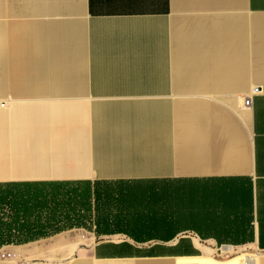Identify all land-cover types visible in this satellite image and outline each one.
<instances>
[{
  "label": "crops",
  "instance_id": "0c3cea01",
  "mask_svg": "<svg viewBox=\"0 0 264 264\" xmlns=\"http://www.w3.org/2000/svg\"><path fill=\"white\" fill-rule=\"evenodd\" d=\"M236 250L264 264V0H0V264Z\"/></svg>",
  "mask_w": 264,
  "mask_h": 264
},
{
  "label": "trees",
  "instance_id": "16d2710c",
  "mask_svg": "<svg viewBox=\"0 0 264 264\" xmlns=\"http://www.w3.org/2000/svg\"><path fill=\"white\" fill-rule=\"evenodd\" d=\"M41 193V192H40ZM43 195V193H42ZM42 195H38V192L34 193V195H30L28 193V190H22L20 199H19V213L14 217L15 222L19 224L20 228L18 230L19 234L23 236L25 233L28 234H42L45 230L49 229L51 227L52 221L46 220L45 223H43L42 218L44 211L47 209L46 205L48 203L44 202V199L42 198ZM40 198L42 200L40 201ZM60 199L58 195H54L52 198L53 203H60ZM78 202L76 201V204ZM17 204V203H16ZM11 207V206H10ZM55 215V213L53 214ZM53 222H57L58 219L55 216H52ZM151 218H155L154 216ZM36 220V222H33V220ZM60 219V218H59ZM16 225V224H15ZM34 238V237H32ZM8 241V239H5ZM21 240H26L25 238L21 237Z\"/></svg>",
  "mask_w": 264,
  "mask_h": 264
},
{
  "label": "rangeland",
  "instance_id": "374dc122",
  "mask_svg": "<svg viewBox=\"0 0 264 264\" xmlns=\"http://www.w3.org/2000/svg\"><path fill=\"white\" fill-rule=\"evenodd\" d=\"M141 207H139V213L138 215L141 216H149V217H155V206H149V207H143L142 210H140ZM240 256V250H236L232 253L225 254L223 256H217L216 258L221 259V260H230L232 258ZM230 258V259H229ZM227 261V260H226Z\"/></svg>",
  "mask_w": 264,
  "mask_h": 264
},
{
  "label": "bare ground",
  "instance_id": "6f19581e",
  "mask_svg": "<svg viewBox=\"0 0 264 264\" xmlns=\"http://www.w3.org/2000/svg\"><path fill=\"white\" fill-rule=\"evenodd\" d=\"M200 264H241V262H240V257H235L224 262L214 261L212 259L204 258L200 260Z\"/></svg>",
  "mask_w": 264,
  "mask_h": 264
},
{
  "label": "built area",
  "instance_id": "2783aa9c",
  "mask_svg": "<svg viewBox=\"0 0 264 264\" xmlns=\"http://www.w3.org/2000/svg\"><path fill=\"white\" fill-rule=\"evenodd\" d=\"M251 105H252V101L250 99H246L245 100V106L250 108Z\"/></svg>",
  "mask_w": 264,
  "mask_h": 264
}]
</instances>
